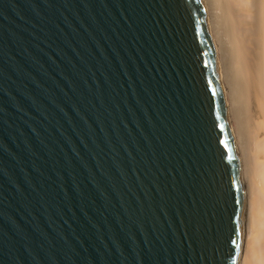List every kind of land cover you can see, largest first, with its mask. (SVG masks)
Masks as SVG:
<instances>
[{
  "label": "water",
  "instance_id": "obj_1",
  "mask_svg": "<svg viewBox=\"0 0 264 264\" xmlns=\"http://www.w3.org/2000/svg\"><path fill=\"white\" fill-rule=\"evenodd\" d=\"M245 215L207 0H0V264H240Z\"/></svg>",
  "mask_w": 264,
  "mask_h": 264
},
{
  "label": "bare ground",
  "instance_id": "obj_2",
  "mask_svg": "<svg viewBox=\"0 0 264 264\" xmlns=\"http://www.w3.org/2000/svg\"><path fill=\"white\" fill-rule=\"evenodd\" d=\"M243 175L240 264H264V0H207Z\"/></svg>",
  "mask_w": 264,
  "mask_h": 264
}]
</instances>
